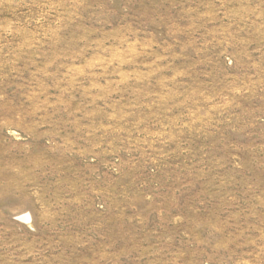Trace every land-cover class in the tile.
<instances>
[{
	"label": "rangeland",
	"instance_id": "obj_1",
	"mask_svg": "<svg viewBox=\"0 0 264 264\" xmlns=\"http://www.w3.org/2000/svg\"><path fill=\"white\" fill-rule=\"evenodd\" d=\"M0 264H264V0H0Z\"/></svg>",
	"mask_w": 264,
	"mask_h": 264
}]
</instances>
